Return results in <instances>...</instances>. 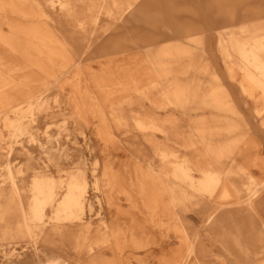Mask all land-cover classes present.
Segmentation results:
<instances>
[{
    "label": "bare ground",
    "instance_id": "6f19581e",
    "mask_svg": "<svg viewBox=\"0 0 264 264\" xmlns=\"http://www.w3.org/2000/svg\"><path fill=\"white\" fill-rule=\"evenodd\" d=\"M145 1H3L2 9L13 4L15 10L34 21L28 26L10 25L8 35L0 32V45L9 50L8 57L12 55L22 63L17 67L15 60L4 62L0 56V67L13 72L26 70L24 74L38 71L43 79L48 78L41 89L46 86L56 89L69 80L70 97L62 110L58 103L50 108L43 93L25 95L35 81L28 77L21 80L20 73L0 74V122L8 130L3 135L0 129V151L6 150L7 157L0 173V264H204L196 248L197 236L189 233L178 211L185 213L190 204L194 210L212 195L221 200L239 195L242 199L239 203L253 211L264 207V180L256 179L252 166L261 161L264 168V158L257 154L263 153L259 149L262 137L252 134L232 141V121L224 122L225 126H215L218 121H200L198 140L168 138L157 146L152 139L142 143L135 139L124 151L133 158L131 169L124 160L106 154L110 149L108 132L114 134L122 121L121 104L115 101L120 88H114L119 66L112 50L113 25L117 21L126 23L129 17L137 18L147 8ZM27 4L33 10L36 6L39 14L24 8ZM92 31L94 36L89 37ZM244 33L245 37L230 38L219 34V52L224 55L230 77L239 85L240 96L255 101L253 121L258 131L264 133V23L247 27ZM174 51V56H182L180 47ZM160 54L153 65L158 74L165 75L169 72L165 60L169 54L164 51ZM105 57L98 63L92 61L83 70L85 62ZM234 67L242 72L239 79L233 75ZM57 69L69 76L51 74ZM160 84L154 82V89L160 88ZM173 86L163 94L177 110L180 103L169 97L171 91L178 93L177 79ZM61 89L62 85L59 92ZM204 92L199 102L202 108L212 110L211 115L240 116L236 98L218 76L206 85ZM142 94L147 99L146 91ZM21 103L28 106L26 110L25 107L11 110ZM58 113L71 115L72 127L84 138L89 156L81 153L77 162L82 163H75L73 150L70 152V144H80L77 139L61 144L46 133L47 146H44L35 137L33 131L40 122L45 123ZM155 120L153 117L148 125L145 118L137 126L143 131L154 128L171 136L165 124ZM83 127L90 128V134L95 132L104 143L101 150L92 147L95 142L87 137ZM173 132L176 136L180 134L177 129ZM3 142L8 146L4 148ZM30 145L40 151L38 157L33 155L35 149H30ZM13 155L24 156L26 163L12 166L16 162ZM89 157L93 160L91 165ZM162 191L170 203V211L164 216L167 219L160 221L157 198ZM120 201L128 202L135 213L129 217L123 214ZM221 205L212 206L204 221H212ZM257 215L264 218L258 212ZM258 226L263 240L264 221ZM175 233L181 234L180 244ZM178 245L184 246L186 252L178 249Z\"/></svg>",
    "mask_w": 264,
    "mask_h": 264
},
{
    "label": "rangeland",
    "instance_id": "374dc122",
    "mask_svg": "<svg viewBox=\"0 0 264 264\" xmlns=\"http://www.w3.org/2000/svg\"><path fill=\"white\" fill-rule=\"evenodd\" d=\"M3 1L7 2L8 0H0L1 33L8 35L10 25L20 23L23 26H28L34 21L31 17L25 18L18 9L15 10L13 4H8L2 9ZM145 3H147V8L137 18L129 17L125 21L126 23L117 21L116 25H113L115 40L112 50L116 53V62L119 66L117 71L119 76L117 80L115 79L114 88H120V94L115 96V101L117 104H121L120 118L122 121L114 134L108 132L112 137L109 136L110 149L106 151V154L111 153L112 156L114 154L116 160H124L127 167L131 169L134 163L133 158L124 151L126 147L130 146L129 144L135 142V139L139 143L152 139L157 146H161L162 142H167L168 138L180 141H184L186 138L198 140L200 139V135H198L199 123L205 120L210 123L220 122L215 126H225L224 122L232 121L234 124L232 141L237 137L258 134L262 137L259 149H262L263 153L258 152L257 154L260 153L259 157L264 158V133L258 131V126L256 127V122L253 121L255 117L252 111L255 101L246 100L240 96L239 85L235 79L230 77L224 55L219 52L220 37L218 36L223 34L227 38L231 36L245 37L244 32L247 27L262 25L264 23V0H146ZM23 6L26 9L30 7L29 4ZM30 10V13L37 12L39 14L36 6L34 10ZM94 33L92 31L89 37H93ZM176 47H180L182 56H174ZM161 51L169 54L165 59L169 72H166L165 75L158 74L155 71V65H153L156 58L161 55ZM9 53V50L0 45V56L5 60L3 61L15 60V66H21L22 63L19 59L13 58L12 55L8 57ZM102 59L106 60V57L85 62L83 70H86L92 61L98 63ZM233 69V75L236 78L242 77L240 69L236 67ZM25 71L13 72L7 67H0V74L10 76L12 73H20L21 77L23 76L21 80L28 77L27 79L35 81L32 84V89L25 91V95H31L33 92L35 95L43 93L42 96L49 99L47 104L50 108H53L57 103L61 104V110L67 106L66 100L70 97L69 80L60 84L63 86V90L61 89L60 92V86L56 89L53 86L41 89V85L47 84L45 80L48 78L43 79L42 74L38 71L24 74ZM61 72H63L61 69H57L51 71V74L55 73L60 77L69 76V73L65 75ZM215 76L220 78L221 84L231 92L233 98H236V107L240 111V116H213L211 115L212 110L201 107L199 102L201 96L205 95L206 85H210ZM176 79L179 83L178 93L168 92L171 99L176 98L180 103V107L174 110L175 106L164 97L163 93L174 87L173 83ZM154 82H160V88L154 89ZM145 91L147 99L142 94ZM20 107H25L26 110L28 106L21 103L11 110ZM150 116H152L151 119L155 117V121H162L171 136L167 135V137L154 128L143 131L137 126L138 121L145 118L149 120L147 124L150 125L152 123ZM3 124L4 122H0V129L4 135L8 130L2 128ZM88 129L90 128L83 127V130L87 132V137H92L95 142L92 147L101 150L102 146H105L104 143L100 142L95 132L90 134ZM176 129L180 133L179 136L174 135L173 131ZM33 132L35 137L40 139L39 145L43 144L44 146H47L46 133L61 144H65L71 138H73V142L77 139L80 144L69 145L70 152L73 150L75 163L83 162H77L81 158V153L83 156H89L83 144V136L77 133L79 131H76L75 127H72L71 115L61 116L59 113L53 115L46 119L45 123L40 122ZM67 134H70L69 137ZM3 143L4 148L8 146L6 142ZM29 148L35 149L36 147L30 145ZM5 152L6 150L0 151V173L7 164ZM39 152L38 149L32 151L35 157L39 156ZM89 158L88 163L91 165L93 160L91 157ZM12 159L16 160L12 166H21L26 163L24 156L19 158V156L13 155ZM110 159L114 161L113 158L110 157ZM44 161L48 162L47 157H44ZM252 166L256 170V179L264 180L262 162L255 161ZM125 175L128 176L129 172L125 171ZM211 197V199L205 198V201L195 206L194 210L191 209L192 204H190L185 213L178 211L184 219L189 233L197 236L194 240H196L198 252L204 258V264H264V239H260V226H258L260 221H264V218H259L257 215L258 212L264 216V207L262 206L261 211H253L247 208L246 204H240L242 199L235 194L233 199L221 200V198H217L219 197L217 195ZM134 199L138 200L137 193L134 194ZM157 199L160 212L157 217L160 221L166 220L167 218L164 216L169 214L170 203H168L165 192H160ZM140 204L142 203L140 202ZM220 205L221 209L217 214L212 215L214 219L205 222V217L210 213L212 206L218 208ZM120 209L128 217L130 213H135V210H130L128 202H121ZM141 217L147 218L146 216ZM125 221L128 223L129 220L125 219ZM147 227L154 228L152 225H147ZM239 232L243 234L241 235ZM213 234L217 236L213 237ZM235 234H238V237ZM175 236L178 237L177 241L180 244L181 234L175 233ZM18 247L20 248V246ZM178 249L186 252L182 245H178Z\"/></svg>",
    "mask_w": 264,
    "mask_h": 264
}]
</instances>
